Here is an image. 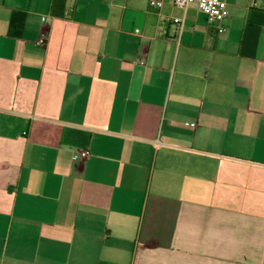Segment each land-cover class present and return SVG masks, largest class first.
Segmentation results:
<instances>
[{"label": "crops", "instance_id": "crops-1", "mask_svg": "<svg viewBox=\"0 0 264 264\" xmlns=\"http://www.w3.org/2000/svg\"><path fill=\"white\" fill-rule=\"evenodd\" d=\"M227 1L0 0V264H264V0Z\"/></svg>", "mask_w": 264, "mask_h": 264}, {"label": "built area", "instance_id": "built-area-1", "mask_svg": "<svg viewBox=\"0 0 264 264\" xmlns=\"http://www.w3.org/2000/svg\"><path fill=\"white\" fill-rule=\"evenodd\" d=\"M165 0H148V5L151 9L157 10L160 15V9L164 5ZM176 6L187 7L191 3H196L198 9L205 15L207 21L218 31H225V27L222 25V21L229 15V7L227 0H173ZM170 19L176 23L181 24L182 19L180 17H170ZM46 18L42 17L44 23ZM138 31V29H136ZM38 44H44L45 38L40 37L37 40ZM88 155L86 149L80 150L72 155L73 159L81 160Z\"/></svg>", "mask_w": 264, "mask_h": 264}]
</instances>
